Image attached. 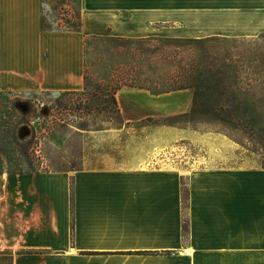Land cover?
I'll return each instance as SVG.
<instances>
[{
    "label": "crops",
    "instance_id": "crops-1",
    "mask_svg": "<svg viewBox=\"0 0 264 264\" xmlns=\"http://www.w3.org/2000/svg\"><path fill=\"white\" fill-rule=\"evenodd\" d=\"M78 1L81 31L59 26L50 0H0V91L82 90L86 35L264 34V0ZM116 99L120 123L94 129L106 136L188 111L192 92ZM173 129L131 136L100 166L1 171L0 264H264V167L168 163L155 150Z\"/></svg>",
    "mask_w": 264,
    "mask_h": 264
},
{
    "label": "rangeland",
    "instance_id": "rangeland-1",
    "mask_svg": "<svg viewBox=\"0 0 264 264\" xmlns=\"http://www.w3.org/2000/svg\"><path fill=\"white\" fill-rule=\"evenodd\" d=\"M55 4L56 11L52 8ZM50 7L57 20L60 16L65 18L66 11L54 0H50ZM155 39L150 38V43L161 44ZM127 45L129 54L124 59L122 52L127 48L120 47L119 43L106 44L98 40L90 43L85 53L90 86L78 99L60 93L0 91V170H75L103 165L102 160L108 157L118 161L123 158L122 146L128 138L164 136L159 129L169 125L163 123H174V129L158 144L155 153L156 156L165 153L163 158L168 163L264 167V156L252 151L255 145L244 135L226 132L212 120L199 116L193 120L179 118L173 122L165 121V117L153 118L146 123L148 126L135 123L128 133L121 135H117L115 129H111L109 132L113 134L108 136L106 131L94 130L98 127L110 129L117 124L115 114L108 115L102 111L86 114L83 106L92 98L94 90L101 94L97 88L108 80L113 69L124 62L129 69L135 65L136 43L132 41ZM217 45L219 52L229 49L234 59L241 60L242 80L261 77L263 82H255L253 87L245 86V90L264 93V65L257 68L259 73L253 69L258 65L253 56L261 54L264 58V34L220 41ZM107 49L110 51L106 52ZM81 120H85L87 127L94 132L74 126ZM34 133L37 144L29 142ZM96 137L104 139L101 141ZM259 151L264 154L263 150Z\"/></svg>",
    "mask_w": 264,
    "mask_h": 264
},
{
    "label": "trees",
    "instance_id": "trees-1",
    "mask_svg": "<svg viewBox=\"0 0 264 264\" xmlns=\"http://www.w3.org/2000/svg\"><path fill=\"white\" fill-rule=\"evenodd\" d=\"M66 11L65 18L58 17L59 26L70 31H81V3L78 0H54ZM57 10V5L52 6ZM150 38H125L112 35H86L84 37V51L93 40L107 43H119L122 48H129L127 43L135 42V65L132 69L125 67V62L113 69L112 75L98 86L101 94L96 90L84 104L86 114L104 112L113 113L120 123L121 113L116 99V93L123 87L147 90L153 95L172 91L190 89L192 92L191 105L188 111L164 118L165 121H175L179 118L193 120L196 116L212 120L226 132L241 134L251 141L252 149L259 155L264 152V93L245 90V86L253 87L256 79L240 77L243 64L234 59L228 50L219 52L218 43L233 38L210 36L204 38H156L161 44L150 43ZM122 53L129 54V49ZM109 52L110 50H105ZM236 58V57H235ZM253 59L258 63L253 69L258 70L264 65V58L256 54ZM84 88L80 91L61 92L60 95H73L76 99L82 96L90 86L89 70L85 60ZM258 68V69H257ZM259 73V70H258ZM83 99V98H82ZM109 115V114H108ZM107 115V116H108ZM84 119V118H83ZM153 118L142 120V124L151 122ZM74 126L87 129L85 120ZM155 121V120H154ZM162 125L174 126V123ZM35 133L30 143L35 140ZM34 143H38L35 141ZM241 144V141H239ZM3 170H0V172ZM11 171V170H7ZM25 171H49L34 168ZM24 171H19L22 173ZM184 192V189H183ZM185 199V196H184ZM185 204V200H184ZM185 228V226H184Z\"/></svg>",
    "mask_w": 264,
    "mask_h": 264
}]
</instances>
